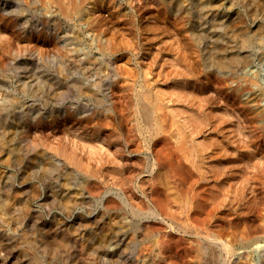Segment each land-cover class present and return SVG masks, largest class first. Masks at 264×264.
<instances>
[{"label": "rangeland", "instance_id": "1", "mask_svg": "<svg viewBox=\"0 0 264 264\" xmlns=\"http://www.w3.org/2000/svg\"><path fill=\"white\" fill-rule=\"evenodd\" d=\"M71 1L80 12L0 0V135L12 138L0 152V264H264V37L243 47L229 32L236 17L264 31V2L209 0L220 19L198 0ZM225 48L251 60L220 70ZM145 86L166 136L185 130L188 157L203 153L199 168H161L174 140L135 129ZM166 179L189 195L227 191L202 198L199 221L169 218L156 208Z\"/></svg>", "mask_w": 264, "mask_h": 264}, {"label": "bare ground", "instance_id": "2", "mask_svg": "<svg viewBox=\"0 0 264 264\" xmlns=\"http://www.w3.org/2000/svg\"><path fill=\"white\" fill-rule=\"evenodd\" d=\"M45 2L47 1V2H55L56 3V6H58L59 7V9H60V11H61V13H62V15H73L74 14V12H78L79 11V9H80V7H83V3L82 2H80V1H71V0H44ZM199 1V4H200V7H199V9L201 10L200 12L203 14V17H212V15L213 16H217V17H219L217 14H218V11H220L219 10V8H218V6L217 5H212L211 4V2L209 1V0H198ZM242 1V0H241ZM248 1H250V0H248ZM251 1H253L254 2V0H251ZM255 1H257V0H255ZM259 1H261L262 2V5H263V2H264V0H259ZM41 2H42V0H41ZM261 2L260 3H258V4H261ZM245 3H246V1H245ZM251 4H252V2H250ZM248 4V3H247ZM249 5V4H248ZM257 5V2L253 5V6H256ZM177 6L179 7V5L177 4ZM259 7V6H258ZM260 7L262 8V6L260 5ZM264 7V6H263ZM254 8V7H253ZM257 8V7H256ZM83 9V8H82ZM184 10H186V9H184ZM255 10V9H254ZM261 11H262V9H260ZM80 12V11H79ZM186 12V11H185ZM257 12V11H256ZM263 12H264V10H263ZM220 13V12H219ZM82 15H83V13H82ZM237 15V14H236ZM84 16V15H83ZM83 16H81V17H83ZM229 16V15H228ZM227 16V17H228ZM237 16H239V15H237ZM80 17V16H79ZM80 17V18H81ZM230 17V16H229ZM236 17V16H235ZM214 18V17H213ZM213 18H211V19H213ZM220 18V17H219ZM221 18H223V17H221ZM220 18V19H221ZM226 18V17H225ZM236 18H238L239 20H238V24L236 25L237 27H235L234 29L231 27H228V28H230V29H232L233 31H229L231 34H233L235 37V39L237 38V40H238V44H241L243 47H247V46H250L251 45V43H252V39L256 36H254L253 37V34H259L258 36H263L264 37V31L260 28V26H258L260 29H256L254 32L252 31L251 32V30H249L246 26H245V23L243 22V19L242 18H239V17H236ZM210 19V20H211ZM217 19V18H216ZM230 19V18H229ZM205 20V19H204ZM218 20V19H217ZM207 21V20H206ZM222 21V20H221ZM225 21V20H224ZM224 21H222V22H219V23H216V22H214L213 21V23L210 25V30L208 29V33H209V35H211V36H213V38L214 37H216V36H218V34H217V32H218V30H219V27L221 26V28H222V26H223V23H224ZM237 21V20H236ZM226 22V21H225ZM207 23H208V21H207ZM233 23V22H232ZM232 23H229V24H232ZM209 24H210V22H209ZM226 24V23H225ZM228 24V23H227ZM208 26V25H207ZM234 27V26H233ZM261 27H263V26H261ZM224 28V27H223ZM227 28V29H228ZM264 29V28H263ZM205 30H203V32H204ZM228 31V30H227ZM221 32V31H220ZM205 33H206V31H205ZM208 33H207V35H208ZM225 34H227V32H225ZM231 34H229V36H231ZM206 35V36H207ZM226 37L228 36V35H225ZM208 38V37H207ZM228 38V37H227ZM231 38H233V36H231ZM231 38L229 37V39L231 40ZM257 38V37H256ZM234 39V40H235ZM255 39V38H254ZM256 40V39H255ZM233 41V40H232ZM258 41V40H257ZM219 42V41H218ZM220 42H222V41H220ZM220 42H219V44H220ZM237 42V41H236ZM232 43V42H231ZM256 43V42H255ZM258 43V42H257ZM190 44V43H189ZM218 44V43H217ZM218 44V45H219ZM253 44V43H252ZM192 45L193 44H190V47H192ZM218 45H217V47H218ZM222 46H223V44H221ZM225 45V44H224ZM233 45V44H232ZM240 46V45H239ZM255 46H256V44H255ZM259 46V45H258ZM256 47V48H258L259 49V47ZM220 47V46H219ZM224 47V46H223ZM193 48V47H192ZM191 48V49H192ZM242 48V47H241ZM235 49V48H234ZM250 49V48H249ZM261 49V48H260ZM253 50V49H252ZM255 50V49H254ZM262 50V49H261ZM246 51H248V50H246ZM256 51V50H255ZM218 52V51H217ZM263 52H264V50H263ZM247 53V52H246ZM252 53H253V51H252ZM243 54V53H242ZM215 55V57H216V61H214V63L216 64V65H218V67L220 68V70L221 69H228V68H231V69H233L234 67H240L239 65H241V64H245L246 63V61H247V64L249 63L248 62V60L251 58V57H249V55H239V51H238V54L236 53V51H234V50H232V49H227V48H225V49H222L221 50V52L216 56V53L214 54ZM213 55V56H214ZM255 55V54H254ZM264 56V55H263ZM254 58H255V56H254ZM213 59V58H212ZM215 59V58H214ZM251 60V59H250ZM249 60V61H250ZM253 61V60H252ZM213 63V64H214ZM243 64V65H244ZM242 65V66H243ZM246 66V65H245ZM245 66H243L242 68H244ZM235 69V68H234ZM239 69H241V67L239 68ZM238 69V70H239ZM229 70V69H228ZM237 70V71H238ZM230 71V70H229ZM233 71H235V70H233ZM233 73H235V72H233ZM237 74V73H236ZM237 76H238V74H237ZM84 87V86H83ZM88 87V86H87ZM87 87H86V89H87ZM82 88V87H81ZM85 88V87H84ZM126 88H129V86H126V87H124V88H122V89H126ZM89 89V88H88ZM90 90V89H89ZM88 90V91H89ZM92 90V89H91ZM136 97H137V103L136 104H134V107H135V112H136V114H135V119H134V122H135V129L138 131V132H142V130H144V127L143 126H145L148 130H150V131H152V132H154L155 133V135H157V139H159V140H165L166 142H168L167 140H170V139H173L174 140V142L173 143H175L176 145L174 146V144L172 145L173 147L169 150V149H167V150H169L168 152L167 151H165V152H167L165 155L163 154V155H161V153H160V155H161V157H159V163H160V165H161V168L163 167V168H167L166 167V162L169 160L170 161V163H173V161H171V160H175L176 161V163L177 164H175V162L173 163L174 165H176V166H184V167H194V166H196V167H198V165H199V167L201 166L200 164L202 163L200 160L203 158L202 156H203V153H197V151L194 153V156H195V159L194 158H189L188 156H189V153L191 154V152H189V147L190 146H188V144L187 143H189V142H192L190 139H187L186 138V131L184 130V132H182V131H179L178 133H176V131H174L173 130V132H169L168 131V136H166L167 134H165L167 131L164 129V115H161L158 111H155V108H157V107H159V105H157V104H159L160 103V98H159V96L158 97H156V96H153V94L151 93V91L149 90V88H148V86H145V87H141L139 90H137L136 91ZM161 105V104H160ZM161 107V106H160ZM160 109V108H159ZM158 110V109H157ZM167 115V114H166ZM171 118V117H170ZM173 121H175L174 119L172 120V122ZM142 127H143V129H142ZM145 128V129H146ZM145 131V130H144ZM1 134V133H0ZM165 134V135H164ZM171 135V136H170ZM165 136H166V139H167V137H168V139L166 140L165 139ZM190 138V137H189ZM5 139V140H4ZM212 141V140H211ZM210 141V142H211ZM8 142H12V138H6V137H4V136H2V135H0V152H1V149L4 147V145H5V143H8ZM85 142H87L86 140H85ZM167 144H169V143H167ZM191 144V143H190ZM212 145H213V147L214 148H219L218 147V145H217V142H212L211 143ZM13 145H8L7 146V149L11 152V151H13L14 150V148L12 147ZM217 146V147H216ZM58 151H60V153H62V155L67 159V161L69 162V163H71L72 165H74V166H76V167H79L80 169H82V170H84V171H88L89 170V167H88V165H86V164H84V163H82V161H81V159H79L76 155H75V152L74 151H70V150H68L67 148H65V147H63V146H58ZM1 154V153H0ZM168 154V155H167ZM199 158H201V159H199ZM184 161H186V163L188 162L189 164H190V166H188L187 164H185V162ZM199 161H200V163H199ZM118 162V161H117ZM185 165H184V164ZM196 163H198V165L196 164ZM117 164H119V163H117ZM203 164V163H202ZM225 165V164H224ZM222 166V165H221ZM198 167V168H199ZM224 167V166H223ZM225 167H226V165H225ZM197 168V169H198ZM202 168H203V165H202ZM222 168V167H221ZM220 167H219V170L221 169ZM224 169V168H223ZM218 170V171H219ZM222 170V169H221ZM223 172H224V170H223ZM218 173V172H217ZM221 173H222V171H221ZM214 175H215V173H213ZM219 174V173H218ZM223 174H225V173H223ZM221 175L222 174H220V177H221ZM216 176V175H215ZM223 177V176H222ZM221 177V178H222ZM215 178H217V177H215ZM213 180H215V179H213ZM161 181H162V178L161 177H159V178H157V185L159 186V185H163V183H161ZM165 181V183H167V184H164L165 185V187H166V191H167V193H168V195L165 197L166 199L164 200V201H160L159 203H155L154 202V204H156V208L157 209H159L165 216H168L169 218H177L179 215H182V213L184 212L185 213V211H187V210H190V211H192L190 214L192 215L193 214V216H194V218L197 216V214L198 213H196V211H197V209H199L198 207L200 206V201L202 200V198L203 197H207V196H205V195H200V193L198 194L197 192L196 193H194V194H191V195H189L190 194V191L189 190H184V189H182L181 191H179L177 188H176V186L175 187H172L171 186V184H170V182H169V180L168 179H166V180H164ZM216 182V181H215ZM185 189H187V188H185ZM225 191H227V190H225V186H219L218 187V189L217 190H213V191H211V192H209L208 194H210V195H208L209 196V198H211V199H209L208 197V202L209 201H212L213 203H214V201H213V199H217L218 197H220V195L219 194H222V193H224ZM219 195V196H218ZM202 196V197H201ZM205 199V198H204ZM155 200H156V197H155ZM218 200H219V198H218ZM215 201H217V200H215ZM12 202V201H11ZM201 202H204V200L203 201H201ZM12 203H15V201H13ZM200 209H201V206H200ZM188 214V213H187ZM11 216V215H10ZM8 217V216H7ZM12 217H14V216H12ZM191 218H193V217H191ZM197 218V219H196ZM195 219L196 220H200L198 217H196ZM7 220H10V219H7ZM204 220H205V218H204ZM196 245H198V244H196ZM2 247V246H1ZM223 247H224V245H223ZM222 247V248H223ZM226 247H228V246H225L224 248H226ZM231 248V247H230ZM230 248H228V249H230ZM195 249V247L193 248V250ZM208 250H209V248H207ZM232 249V248H231ZM196 253L199 255V253L200 254H205V248L202 246V245H200V243H199V246H198V248H196ZM195 252V251H194ZM199 252V253H198ZM211 252V251H210ZM213 254V253H212ZM211 254V255H212ZM206 256H207V254H205ZM211 255L209 256L208 255V257H211ZM195 256H197V255H195ZM204 256V255H203ZM17 257V256H16ZM201 257H202V255H201ZM11 258V257H10ZM197 258V257H196ZM200 258V257H199ZM211 258H213V257H211ZM198 259V258H197ZM202 259H204L205 260V258H202ZM202 259H201V262H202ZM15 260H17V259H15ZM15 260H14V262H15ZM199 260V259H198ZM10 262H13V261H10ZM9 262V263H10ZM199 262V261H198ZM211 262H212V260H211ZM200 263V262H199ZM208 263H210L209 262V260H206V262H204L203 261V264H208ZM1 264H3V261H2V263ZM6 264H7V262H6ZM10 264H12V263H10ZM14 264V263H13Z\"/></svg>", "mask_w": 264, "mask_h": 264}]
</instances>
